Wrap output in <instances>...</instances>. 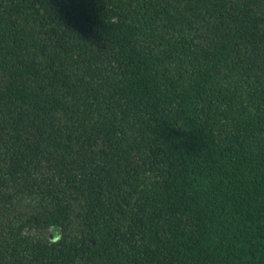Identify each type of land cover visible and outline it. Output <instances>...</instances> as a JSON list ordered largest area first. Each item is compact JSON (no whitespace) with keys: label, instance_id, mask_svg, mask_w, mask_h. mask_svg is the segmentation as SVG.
<instances>
[{"label":"trees","instance_id":"trees-1","mask_svg":"<svg viewBox=\"0 0 264 264\" xmlns=\"http://www.w3.org/2000/svg\"><path fill=\"white\" fill-rule=\"evenodd\" d=\"M0 264H264V0H0Z\"/></svg>","mask_w":264,"mask_h":264}]
</instances>
